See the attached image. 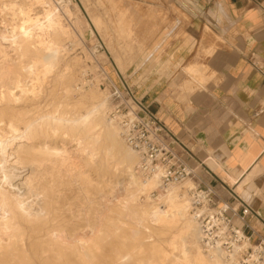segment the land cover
<instances>
[{"label": "rangeland", "instance_id": "obj_1", "mask_svg": "<svg viewBox=\"0 0 264 264\" xmlns=\"http://www.w3.org/2000/svg\"><path fill=\"white\" fill-rule=\"evenodd\" d=\"M175 1L179 0H0V45L9 56L13 55L10 42L22 37L21 28L26 23L32 24V48H36L38 37L45 38L52 45L51 56L43 59L49 65L48 74L41 79L32 73L31 78L24 80L23 89L27 91L26 97L32 101L33 107H38L33 111L34 116L39 117L43 111L49 110L57 117L50 126L41 125L42 120H37L29 133L38 147L45 141L56 156H45L37 149L36 152H28L22 141L18 142V130H10L0 122L1 140L22 146L18 157L24 161L18 160L15 173L18 185L28 182L25 189H18V197L14 199L18 202V209L10 208L18 217V243L0 254V264H195L198 252L207 261L213 259L209 249H204L191 231L178 234L182 227L180 223L157 226L150 222L148 216L141 214L156 202L158 190L165 188H159L154 180L152 189L143 191L139 188L147 179L135 174L136 153L131 165L136 184L129 180L126 165L119 162L112 161L110 171L101 176L93 168H86L83 176L75 174L79 172L77 169L70 173L77 188V198L69 194L66 184L70 175L61 168L65 153L76 151L78 157L85 156L79 149V136H73L65 124L84 114L87 133L94 135L98 144L102 143L106 130L119 134L118 127L107 118L109 108L116 104L110 98L111 89H120L122 85L132 87L127 83L132 70L140 71L149 63L151 67L160 65L164 54L162 37L174 31L178 19ZM120 24L125 27L126 39L117 31ZM39 27L41 33L40 29L37 30ZM2 36L6 37V42ZM35 64L40 66L39 62ZM27 65L34 69L32 63ZM146 75L147 72H142L138 81ZM121 141L120 148L129 150ZM15 158L9 151V164L0 169V177L16 176L12 167ZM22 167L28 169L27 174ZM52 178L57 181L55 187L60 185L58 190H63L56 195L66 199L64 204L52 203L54 200L50 193L38 196L35 191L39 184ZM177 186L182 187L187 195L186 188L191 186V181ZM164 191H174L180 198H185L178 187ZM38 198L39 203L32 201ZM45 211L60 215L56 221L62 222V236H70L69 241H77L80 234L87 242L84 249H75L73 243L54 245L53 241L47 242L48 238H43L38 232L44 227L42 212ZM188 216L187 210L186 220ZM95 230L99 231L97 241L88 240ZM94 243L97 244L93 248L86 249ZM76 244L79 247L83 245L80 241Z\"/></svg>", "mask_w": 264, "mask_h": 264}, {"label": "crops", "instance_id": "obj_2", "mask_svg": "<svg viewBox=\"0 0 264 264\" xmlns=\"http://www.w3.org/2000/svg\"><path fill=\"white\" fill-rule=\"evenodd\" d=\"M174 4L160 65L132 70L127 83L188 151L185 161L199 164L200 179L222 201L240 195L264 222V0Z\"/></svg>", "mask_w": 264, "mask_h": 264}, {"label": "bare ground", "instance_id": "obj_3", "mask_svg": "<svg viewBox=\"0 0 264 264\" xmlns=\"http://www.w3.org/2000/svg\"><path fill=\"white\" fill-rule=\"evenodd\" d=\"M19 13H21V12H19ZM28 21H26V22H28ZM120 22H121V20H120ZM0 25H2V24L0 23ZM5 27H6V25H5ZM123 27H124V25L120 24L118 26L117 31L120 33V35L123 39H126L127 37L125 35V33H126L125 27L124 28ZM0 29H1V27H0ZM39 29H40V27L37 30L39 31ZM21 30H22L21 31L22 37L20 39H18V41L12 38L13 40L10 42L11 43L10 44L11 49H12L10 51L13 52L12 56H9L8 51L5 50L4 48H2L0 45V122H3L4 125H6L10 130H13V129L18 130V142L21 140L22 142L21 141L20 142H21L22 146H24V147L26 146L28 148V152L33 153V151H35V149H37L39 153H41L45 156H53V155L56 156V153L51 152L49 147L45 144V141H43L40 144V146L38 147V145H36V143L33 141V138L29 137V133L32 130V127L35 125L37 120H40V122L42 120L41 125L46 124V125L50 126V125H52V123L54 122V120L57 117L52 113V111H49V110L43 111V113L39 117L34 116L33 111L36 110L38 107L37 106L33 107L32 101L27 99V97H26L27 91L23 89L24 80L26 78H31L32 73L36 74L37 76H40L39 78H41V79H42L41 76L45 77L48 74L49 65L45 64L43 59L47 58L48 56H51L52 51H51L50 47L52 45L50 44L49 41H46L45 38L41 39L38 37V39L35 42L37 44L36 48H32V40H31L32 39V36H31L32 35V24L27 25V23H26L21 28ZM41 32H42V30L40 29V33ZM6 34L7 33H5V35ZM5 38L6 37H4V36L1 37V39L3 41L6 40ZM127 41H128V39H127ZM24 60L26 62H24ZM35 62H39L40 66H38V64H35ZM31 63L33 64L34 69H31L28 67L27 64H31ZM206 73H207V71H206ZM36 81H37V79H36ZM26 84H27V82H26ZM32 87H34V86H32ZM79 102H81V101H79ZM74 106H75V104H74ZM96 109H98V108H96ZM82 111H83V109H82ZM85 115H87V114L85 113ZM95 115H96V112H95ZM107 115H108V113H107ZM83 119H84V114L81 115V117L79 119H76L75 121L71 120L72 123L69 122V124L64 125L66 128H69L72 131L73 136H79V140H81L79 142V144H80L79 149L82 153H85V156H82V157H78V155H76V151H75V153L74 152H71L69 154L65 153L66 156H65V158H63V162H61L62 170L70 175L69 180L66 184L69 188V194L72 195L73 198L78 197L77 188H75L73 185V182H74L73 181V174H70L71 172L79 169V172L75 173V174H79V175L83 176L86 168H90V169L93 168L92 170L98 176H101V175L107 174L110 171L112 161L119 162L120 164L126 165L125 166V172L129 173V176H130L129 180L131 179L132 183L136 184V178L134 177V175H133L134 172L132 173V169H131L132 168L131 165H132L133 161L135 160V156H136L135 153L131 149H129L128 147L127 148L129 150L122 148V147L120 148V145H121L120 139L121 138L119 139V136H118L119 134H117V132L114 130L110 131L109 128H108L109 129L108 131L105 129L106 130L104 132L105 134H104V136H102L103 141L101 140L102 143L98 144L94 135H92L91 133L90 134L87 133V126H86L85 121ZM92 120H94V119H92ZM100 120H102V119H100ZM108 121L110 123L114 124L109 119H108ZM96 122H98V121H96ZM106 128H107V126H106ZM98 129H99V127H98ZM35 131H37V130H35ZM98 135H100V134H98ZM101 141H99V142H101ZM121 143H122V141H121ZM21 144L17 143L15 145L14 144L10 145V144L3 142L0 138V169H4L9 164L7 162V160H8L9 151H10L11 156H16V158L13 162V163H15V165L13 164L12 167L14 169V174L17 173V171H18V169H17L18 168V160H23L20 156L18 157V154L22 148ZM12 151H13V153H11ZM57 154H60V153H57ZM76 159L78 161H76ZM32 161H34V160H32ZM39 161H40V159L36 160V162H39ZM22 169H23V172L27 174L28 169H26L25 167L24 168L22 167ZM123 172H124V170H123ZM135 174L138 175L139 177H141L143 180L147 179L143 183H141V182H140L141 184L139 183L140 184L139 188H141L143 191L150 190L154 187L153 180L158 185L156 177L145 178V177H142L140 174H138L136 171H135ZM11 176H8V178L0 177V254L2 252H4L5 249H7L8 247L15 246L18 243V240H16V239H18V217L13 213V211L10 208L14 207V208L18 209V202H15V200H14L16 197H18V194H19L18 189H21V188L25 189L28 185V182H26L24 184L21 183L20 185H18V175H16L15 177H11ZM138 181H140V180H138ZM56 182L57 181L54 178H52V180H50V181H43L41 184L38 185V187L35 189V191L38 193V196H42L43 194L50 193V195L52 196V199L54 200L52 203H55L57 205H59L61 203L64 204L66 202V199H63L60 196L56 195L57 193L63 191L62 189L58 190L60 185L55 187ZM158 187H159V185H158ZM173 187H178V190L180 191L181 195L184 196L186 199L182 198V197L180 198L179 196H177L176 193H174V191L173 192L164 191V190L170 191V189H172ZM181 188L182 187L177 186V185H171L170 187L165 188L164 190H158L159 195L157 196V198H155L156 202L152 206H150L149 210H142L141 214L144 217L148 216L150 222L154 223L157 226H171V225H175V224L178 225V223H180L182 225V227L178 231V234H187L188 232L191 231L194 239L196 241H198L199 240V232H198V228H197L196 223L193 221V219L190 216H188L187 220L185 218V214H186L187 210L189 209V200H188L187 195L185 194L184 191L181 190ZM135 190H137V189H135ZM19 191H21V190H19ZM155 191H157V190H155ZM69 199H70V197H69ZM32 201L39 203L40 199L39 198L36 200L32 199ZM63 204L61 206H63ZM139 210H141V209L139 208ZM101 214H103V213H101ZM42 215L45 216L44 217V227H41L38 230V232L40 234H42L43 238H48L47 242L53 241L54 245H57L59 242H63L66 244L73 243V246L75 249H77V248L84 249V244H87V242L81 238L82 236L80 234H79L80 238H77V241L76 240L69 241L68 238L70 236H68L67 238L65 236L64 237L62 236L63 231L60 230L62 227V222L56 221V220H58V218H60V215H56L54 212L48 213L46 211L42 212ZM131 215H134V211H131ZM98 221H99V219H98ZM95 222L96 221H94V223ZM99 227H100V225H99ZM103 227H104V225H103ZM153 231L158 232V230H155V229H153ZM98 232H99L98 230H95L93 235H92L93 238L91 236V238L88 240L95 241L97 239ZM85 239L87 240V238H85ZM172 239H174V238H172ZM79 241L83 243V245H81L80 247L76 244V242L79 243ZM95 244H97V243H94L92 245V247L89 246L86 249L90 250L91 248H93L95 246ZM209 253L213 256V259L211 260V262L207 261L206 258L200 252H198L196 255L195 261H194L195 264H237V263H234L231 260H229L218 249H209ZM184 256H185V254H184ZM174 264H177V262L176 263L174 262Z\"/></svg>", "mask_w": 264, "mask_h": 264}, {"label": "built area", "instance_id": "obj_4", "mask_svg": "<svg viewBox=\"0 0 264 264\" xmlns=\"http://www.w3.org/2000/svg\"><path fill=\"white\" fill-rule=\"evenodd\" d=\"M108 119L119 129L124 144L137 155L135 171L142 177H156L160 188L181 185L189 200L188 213L196 223L204 249H218L237 264H264V222L250 205L231 192V203L222 201L215 189L197 175L185 157L190 154L156 115L138 99L132 87H112ZM177 145V150L175 149ZM255 218V226L249 221Z\"/></svg>", "mask_w": 264, "mask_h": 264}]
</instances>
